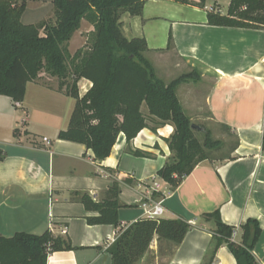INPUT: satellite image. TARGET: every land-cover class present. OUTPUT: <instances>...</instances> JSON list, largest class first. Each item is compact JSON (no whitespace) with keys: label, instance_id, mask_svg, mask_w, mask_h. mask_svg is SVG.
Returning <instances> with one entry per match:
<instances>
[{"label":"crops","instance_id":"crops-1","mask_svg":"<svg viewBox=\"0 0 264 264\" xmlns=\"http://www.w3.org/2000/svg\"><path fill=\"white\" fill-rule=\"evenodd\" d=\"M191 1L147 0L140 15L123 14V33L146 39V56L157 75L165 79V68L173 75L168 83L177 74L200 73L196 81L179 85L178 96L191 118H206L235 136L230 153L200 162L174 189L158 172L173 157L169 139L175 126L159 124L146 104L148 127L130 148L148 155L132 154L121 132L111 154L99 160L85 144L58 138L69 126L76 100L42 78L29 82L22 102L0 95V236L49 229L70 239L74 249L50 253L47 264H112L108 248L146 217L145 205L162 200L161 218H182L191 225L165 264L204 263L216 223L203 215L216 210L235 227L238 243L241 225L250 218L259 221L262 234L253 253L264 264V29L211 24L209 14L227 15L231 0ZM84 21L71 41L82 35ZM78 86L84 95L92 82L82 78ZM114 182L121 188L120 224H89L87 217L99 213L87 210L75 194L88 193L101 202ZM165 244L156 235L137 264H160ZM212 264L238 263L223 244Z\"/></svg>","mask_w":264,"mask_h":264},{"label":"trees","instance_id":"trees-1","mask_svg":"<svg viewBox=\"0 0 264 264\" xmlns=\"http://www.w3.org/2000/svg\"><path fill=\"white\" fill-rule=\"evenodd\" d=\"M146 1L52 0L54 21L44 19L26 24L22 18L28 0H0V95L11 97L16 104L25 99L28 83L39 81L43 72L57 77L59 91L76 100L69 126L60 131L58 138L85 144L99 160L111 154L121 132L132 154L148 155L130 148L131 141L148 127V118L142 111L146 104L150 115L175 126L169 139L173 157L158 172L175 189L200 162L210 159L209 151L220 148L222 141L213 139L212 132L204 126H201L204 140L197 137L198 129L192 128L191 117L178 96L179 85L191 79L196 81L200 73L194 70L166 83L146 56L149 49L146 39H128L124 35L123 14L140 15ZM84 19L93 26L89 42L71 55L69 43ZM209 22L264 29V0H231L228 14L210 13ZM71 72L73 79L69 83ZM82 78L92 82L84 95L78 86ZM262 148L264 151V136ZM120 192L119 183L114 182L101 202L94 201L88 193L75 195L87 210L99 213L87 217L89 224L118 226ZM203 217L216 223L203 264H212L223 244L238 264H258L253 251L262 228L257 219L250 218L241 225L242 240L238 243L233 240L235 227L223 222L219 210ZM190 228L182 218L139 219L124 229L108 248L112 264H137L156 235L159 241L169 242L172 253ZM72 249L70 239L55 236L49 229L39 235L17 232L11 237L0 236V264H47L50 253Z\"/></svg>","mask_w":264,"mask_h":264},{"label":"rangeland","instance_id":"rangeland-1","mask_svg":"<svg viewBox=\"0 0 264 264\" xmlns=\"http://www.w3.org/2000/svg\"><path fill=\"white\" fill-rule=\"evenodd\" d=\"M33 2L31 3L25 14H24V18L22 19L24 23L26 24H31V23H39L40 21L44 20V19H48V20H55V16H54V7L53 4L51 2V8H49V6H47V4L49 3V0H28V2ZM35 2V3H34ZM38 3V4H37ZM41 4H45V5H41ZM86 29L90 30V31H86ZM83 33L82 35H78L77 37L74 38V41H71L69 43V51L71 53V55H73L78 49L87 46L88 42H89V38H90V32L93 30V26L90 25L88 22L84 21V27L82 28ZM189 73H192L191 70L189 71ZM161 74H163L164 78L163 79L166 83H168L173 75H170L171 73L169 72V70H167V68H165L164 72H161ZM185 73L182 74H177V78H179L180 76L184 75ZM41 78L46 81L49 85L58 87L60 86V80H52L51 76L47 73H42L41 74ZM162 79V77H160ZM73 76H72V72L71 75H69L68 78V82H72ZM172 82V81H171ZM64 90L66 88H63ZM51 108L54 109V105L51 104L50 105ZM191 121L193 124H197L199 126H204L207 129H209L212 132V138L215 140H221L222 141V146L218 149H214L209 151V156L210 159H218V158H223L225 156H227L230 151L231 148L235 145V136L233 134H231L230 132L222 129H219L217 126H215L214 124H212L209 120H207L206 118H202V117H193L191 118ZM170 122V121H168ZM159 124H166L167 122L162 123L160 120L158 121ZM171 124H173L172 122H170ZM174 125V124H173ZM196 135L197 137L203 141L205 138V135L203 133V131L201 130H197L196 131ZM162 253L166 256H163L160 259V264H165V261L167 259V255L170 253V248L167 244L163 245V251Z\"/></svg>","mask_w":264,"mask_h":264},{"label":"built area","instance_id":"built-area-1","mask_svg":"<svg viewBox=\"0 0 264 264\" xmlns=\"http://www.w3.org/2000/svg\"><path fill=\"white\" fill-rule=\"evenodd\" d=\"M163 212H164V206H163L162 200L153 204L152 206L148 208L145 205V208H144V215L148 218L159 219L162 217Z\"/></svg>","mask_w":264,"mask_h":264},{"label":"water","instance_id":"water-1","mask_svg":"<svg viewBox=\"0 0 264 264\" xmlns=\"http://www.w3.org/2000/svg\"><path fill=\"white\" fill-rule=\"evenodd\" d=\"M192 128L198 129V130H204L201 126H199L197 124H192Z\"/></svg>","mask_w":264,"mask_h":264}]
</instances>
